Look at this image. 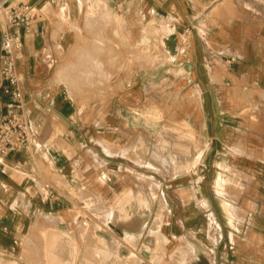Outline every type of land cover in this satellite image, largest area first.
I'll use <instances>...</instances> for the list:
<instances>
[{"label": "crops", "instance_id": "obj_1", "mask_svg": "<svg viewBox=\"0 0 264 264\" xmlns=\"http://www.w3.org/2000/svg\"><path fill=\"white\" fill-rule=\"evenodd\" d=\"M16 1L40 126L0 157V264H264V0ZM120 21L153 65L89 48Z\"/></svg>", "mask_w": 264, "mask_h": 264}, {"label": "built area", "instance_id": "obj_2", "mask_svg": "<svg viewBox=\"0 0 264 264\" xmlns=\"http://www.w3.org/2000/svg\"><path fill=\"white\" fill-rule=\"evenodd\" d=\"M37 14L38 8L29 2L0 0V24L4 27L0 37V73L6 97L0 118V157L27 145L40 126L28 114L17 64V53L23 46L22 30L30 31ZM210 223L218 235L220 229L212 214Z\"/></svg>", "mask_w": 264, "mask_h": 264}, {"label": "rangeland", "instance_id": "obj_3", "mask_svg": "<svg viewBox=\"0 0 264 264\" xmlns=\"http://www.w3.org/2000/svg\"><path fill=\"white\" fill-rule=\"evenodd\" d=\"M101 5V14H102V21L105 23L107 11L105 9V3L100 4ZM89 16L92 14H95L97 11L93 8V6L90 7L89 10ZM100 13V11H98ZM97 18V17H96ZM99 18V17H98ZM100 19V18H99ZM108 23V26L103 25H92L89 26L93 31L92 34L97 33L98 31L95 30H103V32H109L110 30V21H106ZM119 41L118 42H111V41H104V42H96L91 41L89 42V48L91 50H97L100 51V53H105L107 50L117 49L119 53V57L117 58V61L121 65H130V66H137V65H143L145 63V59L142 57L143 53H149L150 55V63L153 65L158 60V46L159 42L157 40L151 41L150 45L148 47H144L142 42L134 41V35L132 31H130L127 26L121 25V21L119 24ZM153 34V33H152ZM87 44V43H86ZM96 65H104L105 62L98 63L95 62Z\"/></svg>", "mask_w": 264, "mask_h": 264}, {"label": "bare ground", "instance_id": "obj_4", "mask_svg": "<svg viewBox=\"0 0 264 264\" xmlns=\"http://www.w3.org/2000/svg\"><path fill=\"white\" fill-rule=\"evenodd\" d=\"M157 233V232H156Z\"/></svg>", "mask_w": 264, "mask_h": 264}]
</instances>
